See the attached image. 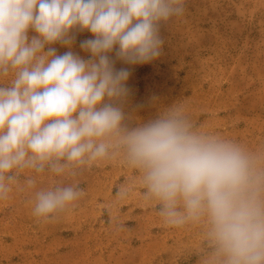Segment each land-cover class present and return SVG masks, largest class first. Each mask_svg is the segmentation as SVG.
I'll use <instances>...</instances> for the list:
<instances>
[{"label":"clouds","instance_id":"clouds-1","mask_svg":"<svg viewBox=\"0 0 264 264\" xmlns=\"http://www.w3.org/2000/svg\"><path fill=\"white\" fill-rule=\"evenodd\" d=\"M183 12L184 0H0V199L25 170L60 175L119 150L168 225L206 217L222 264H264L258 158L175 102L125 123L131 67L161 57V28ZM83 31L87 58L71 50ZM82 195L74 184L37 191L34 215L47 220Z\"/></svg>","mask_w":264,"mask_h":264},{"label":"rangeland","instance_id":"rangeland-1","mask_svg":"<svg viewBox=\"0 0 264 264\" xmlns=\"http://www.w3.org/2000/svg\"><path fill=\"white\" fill-rule=\"evenodd\" d=\"M161 34V57L131 67L133 119L125 123L147 122L175 102L264 167V0H184L183 14ZM89 38L77 32L71 50L87 58L79 44ZM51 47L58 55L69 50ZM73 184L83 191L73 205L47 220L34 215L37 191ZM158 209L119 150L60 175L25 170L0 199V264H222L206 217L171 226Z\"/></svg>","mask_w":264,"mask_h":264}]
</instances>
